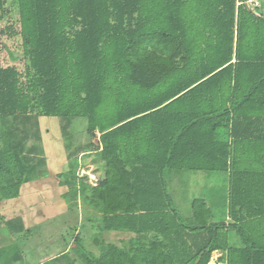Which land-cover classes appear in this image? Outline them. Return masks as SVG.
<instances>
[{
	"label": "trees",
	"instance_id": "trees-1",
	"mask_svg": "<svg viewBox=\"0 0 264 264\" xmlns=\"http://www.w3.org/2000/svg\"><path fill=\"white\" fill-rule=\"evenodd\" d=\"M247 1L10 0L28 65L0 67V200L44 162L39 117L60 120L68 158L85 119L104 175L94 186L64 174V199L132 236L79 250L84 264H207L214 251L221 264H264V0ZM174 170L224 174L226 215L197 198L184 220ZM231 231L241 247L228 246Z\"/></svg>",
	"mask_w": 264,
	"mask_h": 264
},
{
	"label": "crops",
	"instance_id": "crops-1",
	"mask_svg": "<svg viewBox=\"0 0 264 264\" xmlns=\"http://www.w3.org/2000/svg\"><path fill=\"white\" fill-rule=\"evenodd\" d=\"M47 118L51 121L39 123L44 162L29 182L21 184L17 198L0 200V264H76L73 254L78 251L72 248L73 239L77 241L80 232L89 233L91 230L92 238H95L93 234L96 230L100 231L97 220L99 214L96 213L92 222L90 220L86 225L80 222L81 217H72V209L64 199L68 187L64 185L63 175L73 170L66 167L76 158H68L60 120L56 117ZM170 172L166 174V181L174 209L184 220H188L192 217L193 200L197 198L190 200V215L184 217L169 190L167 176ZM186 172L189 178L194 173ZM93 175L100 180L104 173L97 174L98 177ZM80 208L82 205L78 203L77 209ZM225 221H229V218L226 217ZM73 232L75 236L71 240ZM228 246L241 247L240 239L233 231L228 234ZM213 255L219 257L215 259ZM223 255L221 251H214L207 264H212L213 260L214 264H221Z\"/></svg>",
	"mask_w": 264,
	"mask_h": 264
},
{
	"label": "rangeland",
	"instance_id": "rangeland-1",
	"mask_svg": "<svg viewBox=\"0 0 264 264\" xmlns=\"http://www.w3.org/2000/svg\"><path fill=\"white\" fill-rule=\"evenodd\" d=\"M9 1L10 0H7L4 3L3 18L0 20V67H14L19 72L24 73L23 71L28 65V61L24 55L22 41L19 34L17 33V27L15 26L17 23V16ZM260 2V0H249L246 2V5L250 10H254L256 7H260ZM12 56L17 57L18 60H13ZM23 80H25V78ZM38 121L39 123L41 121V123L44 124L51 120L47 117L41 116L38 118ZM86 126L87 123L85 119H77L73 122V126L70 131L75 136L74 146L82 147V154L76 159L72 160V162H70L66 167V169L69 167L73 170L66 171L64 173L66 174L73 171L78 173L79 177L86 175L87 181L89 183H98V180L93 175V173L96 175L102 172L104 173V162L102 161L99 152L92 151L91 139L86 133ZM1 131L0 122V149L2 145ZM95 133L96 135L99 134L98 132ZM33 143L34 140L29 139L27 148ZM186 173L188 172L171 171L167 176L169 190L181 214L184 217H189L191 212L189 205L190 200L194 198H200L207 201L208 206L211 208L213 216H215L217 221L218 219L223 218L226 215V206L224 203L227 189L226 176L219 173L205 174L200 172L192 173V176L189 178L186 177ZM5 181V174L0 172V184L5 183ZM78 203L82 205V209H77ZM71 209L73 213L72 217H81L80 222L82 224L84 223L85 225L90 220L92 222V219L96 217V212L85 206L80 200L77 202V206L72 207ZM91 231L89 233H86L85 231L82 233L80 232V235L77 236V241L73 239L72 248H74V250L76 249L77 251L81 250L83 252L99 255L100 243L117 242L120 245H126L132 236L130 233L126 232H104L102 230H96L97 232L93 234V237L95 236V238H92ZM74 236L75 234L73 232L71 234V240ZM235 242H237V240ZM73 255L75 257L74 263L84 264V262L78 257L76 251H74ZM213 257L217 259L219 256L213 255Z\"/></svg>",
	"mask_w": 264,
	"mask_h": 264
},
{
	"label": "built area",
	"instance_id": "built-area-1",
	"mask_svg": "<svg viewBox=\"0 0 264 264\" xmlns=\"http://www.w3.org/2000/svg\"><path fill=\"white\" fill-rule=\"evenodd\" d=\"M93 180H95V179H93ZM92 184H93L94 186H96V185H97V183H93V182H92Z\"/></svg>",
	"mask_w": 264,
	"mask_h": 264
},
{
	"label": "bare ground",
	"instance_id": "bare-ground-1",
	"mask_svg": "<svg viewBox=\"0 0 264 264\" xmlns=\"http://www.w3.org/2000/svg\"><path fill=\"white\" fill-rule=\"evenodd\" d=\"M214 263H215V260L212 261V264H214Z\"/></svg>",
	"mask_w": 264,
	"mask_h": 264
}]
</instances>
